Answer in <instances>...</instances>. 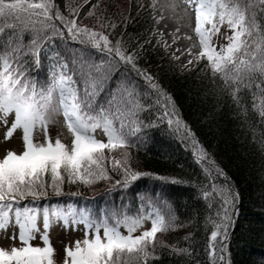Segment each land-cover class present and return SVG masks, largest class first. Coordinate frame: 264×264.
I'll use <instances>...</instances> for the list:
<instances>
[{
  "label": "snow or ice",
  "instance_id": "obj_1",
  "mask_svg": "<svg viewBox=\"0 0 264 264\" xmlns=\"http://www.w3.org/2000/svg\"><path fill=\"white\" fill-rule=\"evenodd\" d=\"M184 2L191 9L190 32L181 34L176 27L171 36L173 43L181 37L188 43L172 51L170 60H179L177 51L187 54L179 67L196 69L204 94L214 98L217 108L227 104L248 124L264 155V0ZM83 4L89 6L80 13ZM66 7L68 14L57 0H0V126L5 140L19 132L23 142L22 151L7 150L0 157V231L7 238L11 229L14 241L9 248L0 247V264H56L50 231H80L81 226L83 238L63 249L62 264H156L157 249L164 246L158 233L183 226L162 186L169 183L192 185L194 198L208 213L206 229L211 224L206 262L194 259L191 243L173 245V254L186 257L184 264H235L230 245L238 193L175 97L141 64L145 44L168 52L169 33L152 27L133 44L120 30L126 18L117 20L101 0ZM140 7L150 10L153 25L163 19L155 0ZM168 7L174 19L177 6ZM225 25L230 34L218 45L213 37L224 35ZM61 117L67 142L60 132L55 139L50 134ZM161 125L191 148L203 180L192 184L133 166L130 150L138 151ZM143 177L162 185L141 192L134 182ZM102 181L119 186L121 203L106 205L101 216L78 208V201L47 200L50 192L65 195V183L92 187ZM129 191L139 201L135 210L124 201ZM37 238L42 246L33 243Z\"/></svg>",
  "mask_w": 264,
  "mask_h": 264
},
{
  "label": "trees",
  "instance_id": "obj_2",
  "mask_svg": "<svg viewBox=\"0 0 264 264\" xmlns=\"http://www.w3.org/2000/svg\"><path fill=\"white\" fill-rule=\"evenodd\" d=\"M62 11L68 14L66 5L79 4L81 0H57ZM93 0H89V4ZM107 5L109 13L117 20L123 15L126 23L120 30L127 33L125 39L131 38L135 44L143 40L149 29L156 27L150 19V10L140 7L151 0H101ZM83 4L80 13L88 7ZM79 19V17H77ZM84 23H89L88 19ZM139 51V49H138ZM141 64L144 68H158L156 78L170 92L179 104L183 117L193 126L201 141L210 149L220 166L227 172L233 185V192L238 193L235 207L238 213L234 215L235 227L233 243L230 245L232 259L235 264H262L264 262V155L258 150V144L253 140V133L243 119L233 114L232 109L225 104L217 108L211 95L206 96L204 81L197 78L196 69L182 70L176 60H170V53L161 48L144 45L141 53ZM46 63V62H45ZM249 99V108H250ZM250 112L255 121L258 114ZM259 127V124L256 125ZM160 128L153 129L147 143L139 150L131 149L135 157L134 167L144 172L156 173L163 176L175 177L179 180L191 181L195 184L203 180L202 166L196 162L191 148H186L178 137L168 135ZM259 133H257V138ZM138 162V163H137ZM110 167V162H107ZM143 192L146 188L161 186L162 182L149 177L140 178L134 182ZM170 193L169 199L177 206L182 227L168 233H158V239L164 246L158 247L160 257L156 264H184L186 257L173 254L172 246L186 247L189 243L196 250L195 258L206 262L205 253L207 237L210 235L211 224L204 223L207 210L203 202L194 198L195 188L189 184H163ZM109 189H113L109 193ZM64 194L56 197L51 194L47 200L51 202H79L77 207L87 208L93 215L101 216L107 205L119 206L121 190L108 181H102L92 187L77 186L65 183ZM78 193L70 197L69 193ZM109 193V194H106ZM218 198V197H217ZM125 203H131L135 210L138 199L134 193L124 194ZM191 234L190 240H186Z\"/></svg>",
  "mask_w": 264,
  "mask_h": 264
},
{
  "label": "rangeland",
  "instance_id": "obj_3",
  "mask_svg": "<svg viewBox=\"0 0 264 264\" xmlns=\"http://www.w3.org/2000/svg\"><path fill=\"white\" fill-rule=\"evenodd\" d=\"M156 3V12L157 14H161L163 16V19L160 20V22L157 25V28L163 29L164 31L168 32L169 34L165 37L170 45V48L168 50L169 53L172 51L182 48L183 46L187 45L188 41L184 40L183 37H181L180 40H177L175 43L172 42V36L171 32L175 30L176 27L180 28V33H186L190 32V29L186 27V25L189 23L190 16H191V9L188 8V6L185 4L184 0H155ZM175 4L176 10H175V18L170 19L169 17L173 15L172 10L168 7L169 4ZM194 20V17H191ZM221 32L224 35H220L219 37L214 36L213 40L219 45L226 43L225 36L230 34V30L225 26L221 27ZM177 55L179 56V60H176L178 65L186 61L187 54L180 55L179 51H177ZM148 71L154 76H157L158 68L155 69H148ZM60 124L50 126V134L55 139L56 133L60 132L61 139L64 142H67L69 138V134L67 132V129L63 127V118H60ZM4 127L0 126V157H2L7 150H15L17 152H20L23 150V142L21 138V134L17 132L14 134V136L9 139H4ZM103 138V137H101ZM36 139L42 141L43 136L41 133H36ZM74 191L76 190L77 185H72ZM150 227V224L147 225ZM123 230V229H122ZM50 240L51 243L56 250L55 252V261L56 264H62V260L64 257L63 249L66 246H73L75 244V241L77 239H82L84 232H83V226H81L80 231L72 230L69 231L67 229H63L60 227L53 228L50 233ZM14 241L12 240V230L8 229L7 232V238L4 231H0V247L9 248L13 246ZM16 244L19 243V241H15ZM34 244L41 245L42 242L37 238L33 241Z\"/></svg>",
  "mask_w": 264,
  "mask_h": 264
}]
</instances>
